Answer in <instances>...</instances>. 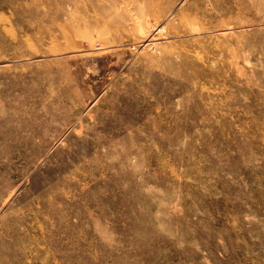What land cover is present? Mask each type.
<instances>
[{
  "label": "rangeland",
  "instance_id": "1",
  "mask_svg": "<svg viewBox=\"0 0 264 264\" xmlns=\"http://www.w3.org/2000/svg\"><path fill=\"white\" fill-rule=\"evenodd\" d=\"M0 264H264V0H0Z\"/></svg>",
  "mask_w": 264,
  "mask_h": 264
}]
</instances>
